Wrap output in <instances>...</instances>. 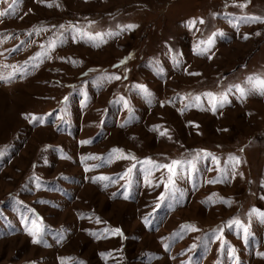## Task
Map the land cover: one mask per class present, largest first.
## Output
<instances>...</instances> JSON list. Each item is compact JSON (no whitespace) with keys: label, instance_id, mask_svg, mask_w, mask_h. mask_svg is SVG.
I'll return each mask as SVG.
<instances>
[{"label":"rangeland","instance_id":"1","mask_svg":"<svg viewBox=\"0 0 264 264\" xmlns=\"http://www.w3.org/2000/svg\"><path fill=\"white\" fill-rule=\"evenodd\" d=\"M10 4L0 264H264V95L228 91L264 77V0ZM148 159L191 165L169 193Z\"/></svg>","mask_w":264,"mask_h":264},{"label":"snow or ice","instance_id":"2","mask_svg":"<svg viewBox=\"0 0 264 264\" xmlns=\"http://www.w3.org/2000/svg\"><path fill=\"white\" fill-rule=\"evenodd\" d=\"M17 2V0H13V4H15ZM13 4H10L9 5V9H13ZM5 15V13H2L0 12V16H3ZM242 21L244 22H255L256 20H258L259 18H255V17H241L240 18ZM201 23H203V21H200ZM195 23V22H193ZM128 28H132V27H135L134 25H128L127 26ZM216 35H221V34H214L213 37H210L209 40L206 43V47H200L199 45H197L194 49V51H196L198 54H204L208 51V49L212 46V44L214 43V37ZM96 38H99V34H97V37H93L92 39H96ZM247 38V37H245ZM63 41L60 40V41H52L51 44H50V47L51 48H55L58 43H62ZM15 51V50H13ZM44 55H47V53H44ZM121 63H123V61H121ZM17 71H20V69H18ZM192 75H196V74H192ZM111 78H114V79H120L119 76H115V77H111ZM0 79H3V77H0ZM248 84L250 85L248 88H245V87H241V86H238V85H234L232 86L231 88H229V92H231L233 90V88L239 92V95L241 98L245 97L249 92H254V91H259L260 94L264 95V77H254V76H249L248 77ZM138 90L141 92V93H144V94H147V89L144 88L143 86H138ZM206 97L208 98V101L209 103L211 104V107H212V110L215 111L217 107H223L225 103H227V95H222L220 96L219 98H217L215 96V94H212V93H207L205 94ZM200 97H195L194 100L196 102H199L200 101ZM192 106L191 104L190 105H187L186 107H190ZM197 106H199L197 104ZM35 119H39L38 117H36ZM166 134V131L165 132H161V135H165ZM121 150L119 149H114L113 150V153H116V152H120ZM144 163L150 165L152 168H156V169H165L167 170V172L169 173L168 175V182L167 184L164 185V187L166 188V190L171 193L175 190V178L176 177H182L183 174L187 171L186 167H185V164H188V165H191V162H184V161H178V160H173L171 161L170 163H166V164H158L156 163L155 161H152L151 159H148L146 160ZM218 163V162H217ZM229 163H231V161H229ZM131 170H129L130 172ZM148 171V170H146ZM150 174V172H149ZM224 178H227L226 175ZM98 179H107L105 177H101V178H98ZM161 198L163 199L164 198V194L162 193L161 194ZM253 215H258L260 220L261 221H264V213H260L258 212V210L256 209H253L252 210V213ZM32 223L35 225V221H32ZM232 224H235V225H239L243 228V225L241 224L240 221H233V222H230V226ZM29 234L33 237V243H40V239H38V235L40 234L41 232V229L40 227L37 225L35 227V230L33 229H29ZM116 233H120V230L119 229H116L114 230ZM243 231L245 233H247V228H243Z\"/></svg>","mask_w":264,"mask_h":264}]
</instances>
